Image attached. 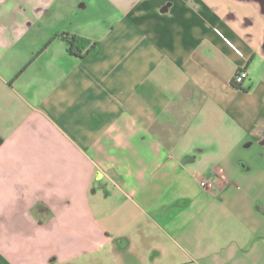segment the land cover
<instances>
[{"label":"crops","instance_id":"0c3cea01","mask_svg":"<svg viewBox=\"0 0 264 264\" xmlns=\"http://www.w3.org/2000/svg\"><path fill=\"white\" fill-rule=\"evenodd\" d=\"M0 135V264H264V0H0Z\"/></svg>","mask_w":264,"mask_h":264},{"label":"trees","instance_id":"16d2710c","mask_svg":"<svg viewBox=\"0 0 264 264\" xmlns=\"http://www.w3.org/2000/svg\"><path fill=\"white\" fill-rule=\"evenodd\" d=\"M61 37H63L67 42L68 52L74 56L81 57L83 54L93 51L97 46L96 41H90L89 39L76 34L63 33ZM233 85L238 87L234 83ZM2 142L3 137L0 135V145L2 144Z\"/></svg>","mask_w":264,"mask_h":264},{"label":"built area","instance_id":"2783aa9c","mask_svg":"<svg viewBox=\"0 0 264 264\" xmlns=\"http://www.w3.org/2000/svg\"><path fill=\"white\" fill-rule=\"evenodd\" d=\"M247 77V72L243 69L238 70L232 79V82L237 85L238 87H241L243 81L246 79ZM202 187H210L212 186V182L208 179H204L200 182Z\"/></svg>","mask_w":264,"mask_h":264},{"label":"rangeland","instance_id":"374dc122","mask_svg":"<svg viewBox=\"0 0 264 264\" xmlns=\"http://www.w3.org/2000/svg\"><path fill=\"white\" fill-rule=\"evenodd\" d=\"M248 150H246V152H247ZM251 166H252V168H256V166H257V163H251ZM245 180V179H244ZM262 180V179H261ZM260 182H262V186H264V179L262 180V181H260ZM261 198H263V196H261Z\"/></svg>","mask_w":264,"mask_h":264}]
</instances>
